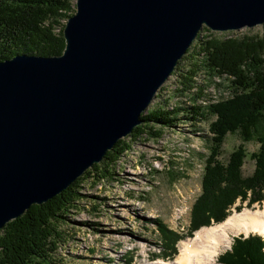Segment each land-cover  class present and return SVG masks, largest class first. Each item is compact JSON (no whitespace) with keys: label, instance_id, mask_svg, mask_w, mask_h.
Here are the masks:
<instances>
[{"label":"water","instance_id":"95a60500","mask_svg":"<svg viewBox=\"0 0 264 264\" xmlns=\"http://www.w3.org/2000/svg\"><path fill=\"white\" fill-rule=\"evenodd\" d=\"M75 6L60 55L0 60V230L60 194L142 123L202 26L231 31L264 23V0Z\"/></svg>","mask_w":264,"mask_h":264},{"label":"trees","instance_id":"16d2710c","mask_svg":"<svg viewBox=\"0 0 264 264\" xmlns=\"http://www.w3.org/2000/svg\"><path fill=\"white\" fill-rule=\"evenodd\" d=\"M75 8L73 0H0V60L18 54L60 55L65 47L63 27ZM171 76L174 82L168 93L178 97L176 104L170 108L164 99L147 108L141 114L142 123L129 137L146 134L158 138L163 129L177 127L181 121L196 127L208 122L211 152L205 159L203 191L191 217V230L195 231L224 221L236 202L252 206L264 199V38L211 34L190 46ZM234 132L245 141L256 138L259 143L252 154L255 168L249 177L241 174L242 147L226 163L216 158L225 136ZM129 148L119 139L100 162L60 194L31 205L9 221L0 230V264H50L61 239L58 226L84 197L82 182L90 177L95 181L108 178ZM166 249L163 257L171 258L176 252L174 241ZM217 264H264V238L251 233L233 237Z\"/></svg>","mask_w":264,"mask_h":264},{"label":"rangeland","instance_id":"374dc122","mask_svg":"<svg viewBox=\"0 0 264 264\" xmlns=\"http://www.w3.org/2000/svg\"><path fill=\"white\" fill-rule=\"evenodd\" d=\"M225 32L264 38V23ZM173 82L174 76L170 75L162 84V101ZM159 101L161 98L153 99L150 106ZM210 135L208 122L196 127L181 121L177 127L163 129L158 138L146 134L135 139L129 135L122 138L130 148L110 170L112 174L102 180L90 177L82 182L80 192L84 197L58 226L61 239L51 254L50 264H147L172 260L181 241L196 231L191 230V217L203 191L205 159L211 152ZM238 147L244 152L241 174L249 177L255 168L252 154L259 148L256 138L245 141L238 132L228 133L216 158L226 163ZM236 206L241 210L264 209V199L252 206L236 202L230 214L239 212ZM251 234L264 238L257 232ZM236 236L239 234H229L228 247L219 252L212 264H217L218 256L230 248ZM172 241L176 252L171 258H164Z\"/></svg>","mask_w":264,"mask_h":264},{"label":"bare ground","instance_id":"6f19581e","mask_svg":"<svg viewBox=\"0 0 264 264\" xmlns=\"http://www.w3.org/2000/svg\"><path fill=\"white\" fill-rule=\"evenodd\" d=\"M206 28V30H199L191 46L201 43L205 38L210 37L211 34L218 35V32L219 36H221L222 34L228 33L225 31H214L208 27ZM161 86L163 87V85ZM224 94L228 93L224 92ZM165 96L168 99L167 104L172 108L176 104L178 97H171L169 93H166ZM160 98L162 101V95H157L156 93L153 99L160 100ZM213 98H215V95H213ZM199 101L205 102L202 99H199ZM251 232H257L264 236V209H243L230 214L220 223L203 226L196 230L190 238L182 240L181 244L179 243L178 252L172 260L168 262L154 261L147 264H212L219 252L228 247L230 233L248 235Z\"/></svg>","mask_w":264,"mask_h":264}]
</instances>
